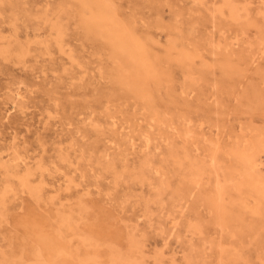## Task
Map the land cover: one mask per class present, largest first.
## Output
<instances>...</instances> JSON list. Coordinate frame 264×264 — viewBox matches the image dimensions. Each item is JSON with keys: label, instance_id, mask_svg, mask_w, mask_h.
I'll list each match as a JSON object with an SVG mask.
<instances>
[{"label": "rangeland", "instance_id": "rangeland-1", "mask_svg": "<svg viewBox=\"0 0 264 264\" xmlns=\"http://www.w3.org/2000/svg\"><path fill=\"white\" fill-rule=\"evenodd\" d=\"M117 255L264 264V0H0V264Z\"/></svg>", "mask_w": 264, "mask_h": 264}, {"label": "bare ground", "instance_id": "bare-ground-1", "mask_svg": "<svg viewBox=\"0 0 264 264\" xmlns=\"http://www.w3.org/2000/svg\"><path fill=\"white\" fill-rule=\"evenodd\" d=\"M229 4V2H228ZM225 5V4H224ZM227 6V5H226ZM230 6V5H229ZM216 7V6H215ZM237 9V8H236ZM233 7H229V12L231 14V16L233 18H236L237 17V10ZM222 11V10H221ZM20 49H21V46H20ZM27 49V48H26ZM191 147V146H190ZM194 174V173H193ZM196 176V175H195ZM160 257V255H158ZM119 256L117 255L115 259H112V263L111 264H116V259L118 260ZM18 259V258H17ZM127 262V261H126ZM13 263V262H12ZM42 263V262H41ZM44 263V262H43ZM125 263V262H124ZM130 264V263H128Z\"/></svg>", "mask_w": 264, "mask_h": 264}]
</instances>
